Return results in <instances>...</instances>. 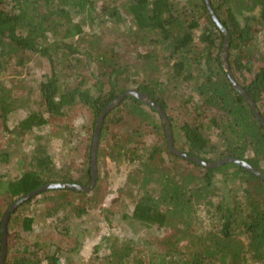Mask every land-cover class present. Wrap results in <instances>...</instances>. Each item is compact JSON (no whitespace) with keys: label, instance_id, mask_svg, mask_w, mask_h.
<instances>
[{"label":"trees","instance_id":"obj_1","mask_svg":"<svg viewBox=\"0 0 264 264\" xmlns=\"http://www.w3.org/2000/svg\"><path fill=\"white\" fill-rule=\"evenodd\" d=\"M210 2L229 35L225 52L226 36L205 0H0V135L9 133L24 138L34 128L50 124V118L63 117L78 103L91 110L96 126L111 103L134 90L147 94L164 110L175 148L187 155L170 151L162 117L153 106L127 96L103 120L98 180L93 189L47 190L17 207L7 225L5 264L264 263V178L233 162L209 168L194 161L210 164L231 158L246 162L264 175V126L231 83L222 55L225 54L234 79L264 118V52L258 44L259 35L264 37V0ZM87 23L102 27L104 23L122 24L118 27L122 29L120 41L104 42L101 34L86 33ZM129 45L138 51V63L128 62L123 56ZM141 48L146 51H139ZM34 56L46 58L52 68L51 76L39 86L44 111L29 109V114L10 129L9 115L19 103L15 90L20 81L15 79ZM91 65L96 66V71L89 70ZM85 69L89 73L83 74ZM69 70L77 71L71 76H77L74 86L66 84L71 79ZM142 73L144 82L133 89V78ZM160 75L167 88H178L185 82L193 84L199 102L189 111L190 122L179 126L174 123L163 94L164 84L157 78ZM91 80L94 82L88 86ZM182 101L189 103L186 98ZM210 111L217 114L206 125L201 119ZM208 131L216 132L218 142L212 140ZM146 134H153L162 142L150 148L139 146L145 143ZM110 135L114 144L109 156L113 161L139 163L117 190L114 204L121 203L127 219L145 227L157 226L166 234L143 241V247L133 239L106 235L95 246V257L78 263L70 254L80 252L79 238L75 246L68 245L70 256L63 255L61 245L53 239L49 243L37 241L35 249L26 240L18 248V234L11 232L12 223L21 224L23 231L32 233L36 216L47 220L63 213L61 224L65 226L61 233L68 235L73 219L90 216L105 202L107 195L100 192L99 171L104 144ZM163 149L170 156L168 160L162 156ZM89 158L86 170L77 179L71 176L70 167L55 169L46 157L27 163L29 168L20 176L0 184V201L8 204L3 210L0 202V259L3 220L13 203L53 183L87 187L93 179L92 148ZM9 161L10 153L0 150V162ZM19 163L24 168L25 161L21 159ZM218 182L221 186H217ZM48 193L51 196L45 198L53 205H48L41 216L35 213L18 218L20 208ZM114 204L102 208L101 215L107 218L114 213ZM130 204L131 214L126 212ZM201 210L205 212L203 216ZM102 249L108 253L99 258Z\"/></svg>","mask_w":264,"mask_h":264},{"label":"rangeland","instance_id":"obj_2","mask_svg":"<svg viewBox=\"0 0 264 264\" xmlns=\"http://www.w3.org/2000/svg\"><path fill=\"white\" fill-rule=\"evenodd\" d=\"M111 1V0H103ZM180 2H185L187 0H179ZM121 2V0H119ZM258 15V11L254 13ZM253 14V15H254ZM202 22H206L205 20ZM85 26V32L94 34L98 33L102 35L104 42H119L122 32L118 27L122 24H111L104 23L101 25L87 23ZM107 26V28H106ZM123 34V33H122ZM258 44L261 50L264 52V37L262 34L258 37ZM123 50V49H122ZM139 51H146V48H141ZM136 49H133L130 45L126 47L123 51V56L126 61L138 63L140 59L137 57ZM223 57L225 56L222 53ZM85 59V57H83ZM51 65L46 58L40 56H34L32 61H30L25 69L21 70V75L16 81L20 82L19 87L15 92L18 94V106L13 108V112L9 115L8 125L9 128H14L22 119H24L29 114V109H34L35 111H44V107L41 106L40 91L39 86L42 81H45L47 77L51 76ZM90 71H96V66L91 65ZM88 69L83 70V74L89 73ZM73 73L77 74V71H67L71 77ZM164 85V97L167 98V103L169 105V114L172 116L176 126L187 123L192 119L189 116V111L192 110L193 105L199 102V96L195 92L193 84L191 82H185L184 84L177 85L178 88L169 86L167 88V82L164 77H158ZM145 75L138 78H133L131 86L136 89L139 84L144 82ZM93 80L88 84L91 86ZM77 83V76L71 77L69 83L74 86ZM183 98L189 99L188 105L183 103ZM7 102V101H6ZM4 102V105L6 104ZM191 112V111H190ZM216 111H210L202 117V122L204 124H209L210 118H212ZM45 117L48 114L44 113ZM94 115L91 110L86 106L78 103L72 108L64 112L63 117H59L56 120L53 118L49 119L47 125L34 128L31 132L27 133L24 138H18L14 134L5 133L0 135V150L4 149L10 153V161L7 163L0 162V179L1 185L9 183L13 178H16L22 174L23 171L27 170L29 166L27 163L37 161L41 158H49L51 164L55 169H64V167H70L71 176L76 178L81 176L84 170L87 168V163L90 162L89 153L93 146V138L95 134V124ZM2 128L0 122V130ZM148 134V133H147ZM145 135L143 140L144 144H139L144 148H150L154 143H160V138L158 139L155 135ZM208 135L212 136L214 142H218V137L216 132L208 131ZM17 140V142H15ZM183 142V137H180L179 145L181 146ZM111 144H114L112 135L107 137V142L104 144V150L102 153L100 161V192L107 195L105 202L101 204L96 210L90 212V216L82 215L73 219V224L70 228V234H62L65 225L61 224V219L64 216L63 213L60 215H53L52 217L44 220L42 217L36 216L37 223L34 224V231L32 233H27L23 231L21 224L15 225L12 223L11 232L18 234L16 237V244L18 248H22L27 240L28 246L31 249H35V243L37 241L48 242L53 239L55 242L59 243L63 249V255L70 256L74 259V262L89 261L91 258L95 257L94 248L96 245L100 244L102 238L106 235L119 236L121 238L133 239L138 242V246H144L143 241L152 237H162L166 234L165 230L157 228V226L145 227L144 225L136 223L135 220L127 219L125 212L121 206V203L114 204L117 201V190L123 187L126 183L128 174L133 171L139 163L130 164L129 162H123L122 164H117L111 159L109 153L111 152ZM252 155L251 152L247 154L248 157ZM162 156L164 159L168 160L169 155L163 149ZM25 161L24 168H21L19 161ZM34 160V161H33ZM264 168V162L261 164ZM218 178H220L218 176ZM98 180V178H97ZM217 186H221V183H217ZM91 192L90 195H93ZM46 196H51V193L45 195H39L30 204H26L24 207L20 208L17 213L18 218L23 219L26 216L40 215L45 212L48 207L49 202ZM1 202V201H0ZM5 202V201H4ZM1 202L2 209L5 210L7 203ZM14 204V203H13ZM114 204L115 211L110 213L109 217L101 215V209L111 206ZM53 204L51 203L50 206ZM116 205V206H115ZM127 211L129 214L132 212V206L129 205ZM19 207V206H18ZM17 209V208H16ZM15 209V210H16ZM14 212V211H13ZM12 212V213H13ZM203 216L204 211H200ZM12 215V214H11ZM11 218V216H10ZM10 220V219H9ZM207 222V221H206ZM62 230V231H61ZM69 236V237H67ZM38 237L41 238L37 239ZM79 238L82 242V247L79 253L72 252L70 255L66 251L68 245L70 247L75 246V242ZM19 242V243H18ZM8 244V242H7ZM153 250V249H152ZM108 251L106 249L100 250L98 257L103 258ZM65 259V258H63ZM64 262V260H63ZM250 264H258L253 261ZM262 264V263H260ZM264 264V263H263Z\"/></svg>","mask_w":264,"mask_h":264},{"label":"water","instance_id":"obj_3","mask_svg":"<svg viewBox=\"0 0 264 264\" xmlns=\"http://www.w3.org/2000/svg\"><path fill=\"white\" fill-rule=\"evenodd\" d=\"M206 4L208 6V9L211 13V16L213 17L214 21L217 23V25L219 26V28L221 29V31L225 34L226 36V45L224 48V52L226 51L227 45L229 43V35L227 30L224 28V26L221 24V22L219 21L218 17L216 16L211 2L210 0H205ZM226 56L223 57V62H224V67L225 70L228 74V77L231 81V83L233 84V86L247 99V101L249 102V104L252 106L255 115L257 116L258 120L261 122V124L264 126V118L260 115L256 104L254 103V101L247 96V94L244 92V90L238 85V83L236 82V80L233 77V74L229 68V66H227L226 64ZM134 96L137 99H139L140 101H142L145 104L151 105L153 106L161 115L164 126H165V130H166V134L169 140V149L171 152H173L174 154L180 155V156H186L184 155L181 151H179L178 149L175 148L174 146V140H173V136H172V130H171V125L170 122L167 118V115L165 114L164 110H162L159 106H157L156 104H154L149 96L147 94L141 93V92H137L134 90H129L127 91L125 94H123L120 98H118L116 101H114L113 103H111L100 115V117L97 120V125H96V129H95V134H94V140H93V146H92V161H91V167H92V175H93V179L92 182L87 186H80V185H76V184H66V183H53V184H49L44 186L43 188L30 193L26 196H23L22 198H20L19 200H17L7 211V213L5 214L4 220H3V226H2V253H1V259H0V264H5V259H6V255H7V225L10 219V216L12 214L13 211H15V209L20 206L22 203H24L25 201L37 196L38 194H40L41 192L47 191V190H52V189H74L77 191H90L91 189H93V187L95 186V183L97 181L98 178V169H97V155H98V149H99V140H100V132H101V126L103 123V120L105 118V116L111 111L113 110L115 107H117L122 100H124L127 96ZM194 161H197L198 163L209 167V168H217L219 166H222L226 163H237L243 167H245L246 169L252 171L253 173L257 174L258 176L264 178V175L262 173H260L259 171H257L256 169L252 168L249 164H247L244 161H240V160H236V159H225L223 161H219V162H215V163H205L201 160L198 159H194Z\"/></svg>","mask_w":264,"mask_h":264}]
</instances>
